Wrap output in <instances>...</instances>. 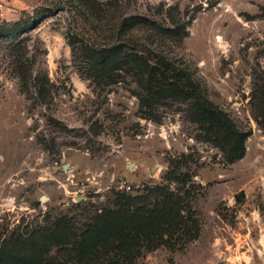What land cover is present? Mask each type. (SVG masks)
Here are the masks:
<instances>
[{
	"label": "rangeland",
	"instance_id": "374dc122",
	"mask_svg": "<svg viewBox=\"0 0 264 264\" xmlns=\"http://www.w3.org/2000/svg\"><path fill=\"white\" fill-rule=\"evenodd\" d=\"M3 2L0 245L32 235L29 248L49 250L47 264H66L52 240L58 220L78 233L114 192L176 190L182 176L199 237L135 264H264V0ZM137 18L180 33L135 25ZM18 22L23 32L5 33ZM129 45L186 70L208 101L251 133L245 156L227 165L189 119L187 101L150 106L130 71L117 70L115 83L96 80L87 51L131 53Z\"/></svg>",
	"mask_w": 264,
	"mask_h": 264
},
{
	"label": "trees",
	"instance_id": "16d2710c",
	"mask_svg": "<svg viewBox=\"0 0 264 264\" xmlns=\"http://www.w3.org/2000/svg\"><path fill=\"white\" fill-rule=\"evenodd\" d=\"M133 23L174 36L180 33L177 28L169 30L145 18H137ZM23 30L18 22L5 33L19 34ZM129 50L132 52L125 53L122 47L113 46L87 51L96 67L95 79L115 83L117 70L130 71L150 106L160 99L187 101L189 119L197 125L202 139L221 152L227 165L245 156L251 133L240 131L224 111L208 101L186 70L152 50L139 54L133 45H129ZM260 125L264 128V122ZM171 173L175 175L177 167ZM176 180L181 185L176 190L157 185L145 188L140 196L114 192L110 206L97 209L78 233L65 217L61 218L52 239L58 246L56 251L66 264H80L86 257L97 262L92 264H135L145 253L161 248L183 249L199 237L200 221L192 206L191 185L185 189V179L178 176ZM33 237L30 235L10 247L0 245V264H47L49 250L29 248Z\"/></svg>",
	"mask_w": 264,
	"mask_h": 264
},
{
	"label": "built area",
	"instance_id": "2783aa9c",
	"mask_svg": "<svg viewBox=\"0 0 264 264\" xmlns=\"http://www.w3.org/2000/svg\"><path fill=\"white\" fill-rule=\"evenodd\" d=\"M5 11V4L3 2V0H0V17H2L3 13ZM123 189H125L126 191H130L131 187L130 186H122Z\"/></svg>",
	"mask_w": 264,
	"mask_h": 264
},
{
	"label": "water",
	"instance_id": "95a60500",
	"mask_svg": "<svg viewBox=\"0 0 264 264\" xmlns=\"http://www.w3.org/2000/svg\"><path fill=\"white\" fill-rule=\"evenodd\" d=\"M64 168H66V167H64Z\"/></svg>",
	"mask_w": 264,
	"mask_h": 264
}]
</instances>
